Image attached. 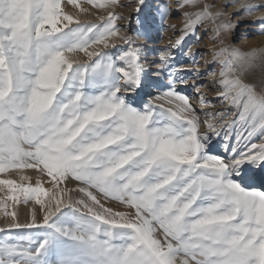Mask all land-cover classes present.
Wrapping results in <instances>:
<instances>
[{
  "label": "snow or ice",
  "instance_id": "6c2138e0",
  "mask_svg": "<svg viewBox=\"0 0 264 264\" xmlns=\"http://www.w3.org/2000/svg\"><path fill=\"white\" fill-rule=\"evenodd\" d=\"M68 3L87 12L83 3L107 10L117 0ZM137 5L140 13L145 0ZM177 7L197 9L184 13L183 36L208 25L205 34L219 47L213 57L222 112H196L176 89L188 77L168 51L160 54L168 83L150 79L162 73L146 72L141 46L118 35L128 29L114 11L99 24L81 23L61 0H0V174L33 169L53 184L45 190L39 180L33 187L0 179L11 193L0 207L23 196L45 213L41 222L33 213L31 223H13L37 231L0 239V264H177L180 254V264H264V183L256 187L264 181V93L243 79L264 61V50L241 53L225 43L234 28L228 9L236 10L233 18L254 16L264 2L229 0L217 8L216 0H182ZM157 13L166 20L168 5ZM136 22L137 36L147 39L139 15ZM255 23L264 35V15ZM113 39L128 47L116 54L95 47L116 48ZM161 88L162 95L152 94ZM141 94L149 102L138 103ZM200 101L202 108L210 103L202 94ZM257 132L259 144L252 142ZM214 137L227 156L213 151ZM69 179L82 187H60ZM71 191L87 200L65 199ZM109 201L127 211L113 212Z\"/></svg>",
  "mask_w": 264,
  "mask_h": 264
},
{
  "label": "rangeland",
  "instance_id": "374dc122",
  "mask_svg": "<svg viewBox=\"0 0 264 264\" xmlns=\"http://www.w3.org/2000/svg\"><path fill=\"white\" fill-rule=\"evenodd\" d=\"M78 2H80V0H78ZM181 2L182 0H145V6L140 13H137V0H117L116 7L107 10L96 9L88 3H83L82 7L87 9V12L69 4L68 0H61V6L65 13L72 15L74 18H79L81 23L99 24L102 22L99 17L105 16L106 18L107 11H114L118 15L123 16L124 19L118 20L117 25L121 29H128V31H121L118 35H130L134 43L137 46H141V59L144 61L146 72L154 74L160 71L162 73L160 76L151 75L150 79L158 80L165 85L168 83L169 72L168 70H162L160 65L161 52L168 51L173 54L174 59L171 61V64L178 74L188 77L187 83H177L176 89L181 94L190 98V104L195 108L196 112H222L224 111V106L219 101L216 89V84L220 79V67L218 62H214L213 57V54L219 51V47L212 41L211 31L205 34V27H208V25L200 27L195 35L189 34L183 36L182 30L185 28L186 24L184 13L197 11V9L177 7ZM208 2L211 3L212 0H208ZM228 2L229 0H216L217 8L222 7ZM245 2L259 4L264 2V0H245ZM160 4L168 5L169 15L167 19L163 21L157 13V8ZM235 11V9H228L229 16L226 18V21L230 20L234 28L227 34L225 43L241 53H249L253 50H264V35L259 34L261 29L257 27L255 23L261 15H264V12H257L254 16H237L233 18L232 13ZM138 15L147 29V39H145L143 35L137 36V32L140 30V26L136 22V17ZM182 36V44L177 46L176 41L180 40ZM110 44H115L116 48H104L102 45H97L95 47L102 52H111L113 54H116L117 49L128 47V45L124 44L120 39H113L110 41ZM189 49L190 51H188ZM77 58L83 62H88L87 57L84 56L83 53L78 54ZM194 59L196 63H193ZM193 76H195V79H193ZM243 79L245 83L254 86L258 94L264 93V61L258 60L253 64L248 69ZM194 85H203V87H200L199 91H197ZM165 90L166 89L162 88L152 89V94L154 96L162 95ZM201 94L210 102L207 107L202 108L201 106ZM137 102L141 104L147 103L149 102V97L141 94L137 98ZM234 118V116L230 117V119ZM200 119L202 121L204 120L202 114L200 115ZM209 121L216 123L211 117H209ZM200 131L203 133L207 131V129L202 125ZM243 135L246 136V132H244ZM252 142L257 144L262 142V138L258 132L253 136ZM212 143L213 151L216 154L222 152V150L225 151L223 141L219 138L214 137ZM229 143L233 145L236 144L235 134L232 135ZM221 157H225V155ZM0 179H10L17 185L33 187L36 186L39 180L45 190H51L53 187L49 177L41 175V173L33 169H14L7 173L0 174ZM60 187L75 190L82 187V185L78 184L75 180L69 179L61 184ZM94 194L101 200V203H104L101 194L98 192H94ZM8 195H11V193L7 187L0 186V202L5 201ZM68 196L72 197L73 200H87V197L78 191L67 192L65 199H67ZM41 199L44 200L46 204L48 197L42 196ZM88 202L91 203V201ZM105 207H110L113 212L127 211L124 205L116 201H109L105 204ZM5 211L8 212L7 216L5 215ZM12 213L16 214V221H13ZM33 213L36 215L37 222H41L45 213L42 211L41 205L37 204L34 199L27 203L24 202L23 196H20L19 200L16 201L8 200L6 209L0 207V239L4 238L9 231L13 234H27L37 231L36 229H17L11 227L13 223H19L21 225L31 223ZM183 259H186V257L180 254L177 257V264H180V261Z\"/></svg>",
  "mask_w": 264,
  "mask_h": 264
},
{
  "label": "bare ground",
  "instance_id": "6f19581e",
  "mask_svg": "<svg viewBox=\"0 0 264 264\" xmlns=\"http://www.w3.org/2000/svg\"><path fill=\"white\" fill-rule=\"evenodd\" d=\"M218 154L221 155V156L222 155H225V156L228 155V153L225 152V151H223V150H222V152H219ZM262 183H264V181H259V180L257 181L256 187H257L258 190H259V188H260V186H261Z\"/></svg>",
  "mask_w": 264,
  "mask_h": 264
}]
</instances>
